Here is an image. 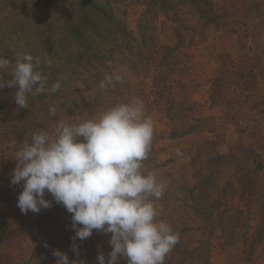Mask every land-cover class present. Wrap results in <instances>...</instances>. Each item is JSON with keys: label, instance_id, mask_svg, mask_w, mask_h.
Listing matches in <instances>:
<instances>
[{"label": "rangeland", "instance_id": "obj_1", "mask_svg": "<svg viewBox=\"0 0 264 264\" xmlns=\"http://www.w3.org/2000/svg\"><path fill=\"white\" fill-rule=\"evenodd\" d=\"M18 52L46 53L37 70L61 87L22 109L0 89V264L107 261L110 233L73 240L47 191L50 207L22 213L11 174L33 134L133 98L154 125L142 170L166 184L156 220L179 234L164 264H264V0H0V82Z\"/></svg>", "mask_w": 264, "mask_h": 264}, {"label": "clouds", "instance_id": "obj_2", "mask_svg": "<svg viewBox=\"0 0 264 264\" xmlns=\"http://www.w3.org/2000/svg\"><path fill=\"white\" fill-rule=\"evenodd\" d=\"M0 57V71L10 65ZM47 54L34 57L18 52L10 80L0 82L15 87L14 102L20 109L28 106L27 94L55 93L59 81L48 84V77L37 68L49 64ZM123 83L120 74H114ZM108 84L113 75H106ZM106 87L104 81L99 85ZM56 114V108L49 106ZM154 134L152 119L145 114L143 102L133 98L128 103L109 107L97 117L78 123L58 120L51 134L40 131L31 142L25 141L17 153L11 183L23 182L17 206L22 213H38L55 202L71 214L73 240L89 238L93 230L111 234L107 261L98 253V264H164L166 255L178 243L179 234L163 221L152 199H159L166 184L154 172H143ZM82 138V139H81ZM75 252L77 245H72ZM56 264H71L66 253L54 250Z\"/></svg>", "mask_w": 264, "mask_h": 264}]
</instances>
